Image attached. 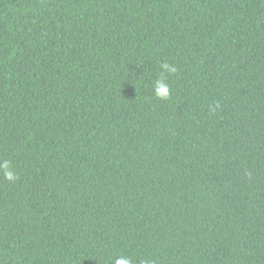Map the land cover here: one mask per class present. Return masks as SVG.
I'll return each mask as SVG.
<instances>
[{"label":"trees","instance_id":"trees-1","mask_svg":"<svg viewBox=\"0 0 264 264\" xmlns=\"http://www.w3.org/2000/svg\"><path fill=\"white\" fill-rule=\"evenodd\" d=\"M0 160V264H264V0H0Z\"/></svg>","mask_w":264,"mask_h":264},{"label":"clouds","instance_id":"clouds-1","mask_svg":"<svg viewBox=\"0 0 264 264\" xmlns=\"http://www.w3.org/2000/svg\"><path fill=\"white\" fill-rule=\"evenodd\" d=\"M160 68L162 70L161 72L162 76L164 73L171 74L176 72L175 65L169 64L167 62L161 63ZM153 92L154 95L160 99L166 100L169 98L170 88L169 85L166 83V77L163 79H157L154 82ZM210 110L215 111L214 108H210ZM0 170H2L3 177L5 180L9 182H15L17 180L18 176L13 170L8 160H0ZM113 264H132V260L127 256L121 255L114 259ZM141 264H151V262L145 260V261H141Z\"/></svg>","mask_w":264,"mask_h":264}]
</instances>
